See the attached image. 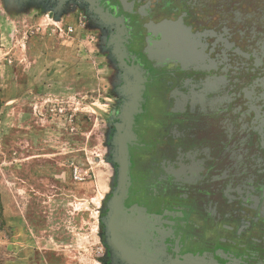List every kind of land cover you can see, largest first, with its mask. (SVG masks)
<instances>
[{
    "label": "flooded vegetation",
    "instance_id": "af4514ba",
    "mask_svg": "<svg viewBox=\"0 0 264 264\" xmlns=\"http://www.w3.org/2000/svg\"><path fill=\"white\" fill-rule=\"evenodd\" d=\"M72 11L110 70L98 264H264V0H6Z\"/></svg>",
    "mask_w": 264,
    "mask_h": 264
},
{
    "label": "rangeland",
    "instance_id": "374dc122",
    "mask_svg": "<svg viewBox=\"0 0 264 264\" xmlns=\"http://www.w3.org/2000/svg\"><path fill=\"white\" fill-rule=\"evenodd\" d=\"M0 47V264H98L99 213L112 180L105 57L80 15L4 0ZM9 78L21 82L18 100ZM13 106L23 111L18 136L6 110Z\"/></svg>",
    "mask_w": 264,
    "mask_h": 264
},
{
    "label": "crops",
    "instance_id": "0c3cea01",
    "mask_svg": "<svg viewBox=\"0 0 264 264\" xmlns=\"http://www.w3.org/2000/svg\"><path fill=\"white\" fill-rule=\"evenodd\" d=\"M14 47L15 46H13V48H11L12 50H14ZM12 50H11V52H12ZM4 50L3 49H1V47H0V52H3ZM8 62H10V63H12V59L10 58L9 60H8ZM6 84L9 86V88H10V93H11V100L13 99H16L17 98V100L19 99L18 98V96L16 97L15 95H16V92L15 91H17V87H19L20 86V84H21V82H20V80L18 79V78H9V79H7V82H6ZM13 89H14V91H13ZM5 93V90H0V94H4ZM12 103V102H11ZM7 111H9V113L11 114V116L13 117L12 119L13 120H11V125L13 124V130L16 132V134H17V136L19 135V132H20V129H25V127L23 128L22 126L23 125H25V123L23 122V124H20L19 123V121L17 120V118H16V116H18L17 114H19V113H22L23 111L19 108V107H16V106H13L12 108H10V109H6ZM5 110V111H6ZM13 122V123H12ZM17 125H19V126H17ZM18 127H20V129H18ZM16 129V130H15ZM12 137V136H11ZM13 138V137H12ZM14 139V138H13ZM0 195L2 196V200H3V198H4V196H7V193L5 192V191H3V190H0ZM6 200V202L8 201V198H5L4 199V201Z\"/></svg>",
    "mask_w": 264,
    "mask_h": 264
},
{
    "label": "built area",
    "instance_id": "2783aa9c",
    "mask_svg": "<svg viewBox=\"0 0 264 264\" xmlns=\"http://www.w3.org/2000/svg\"><path fill=\"white\" fill-rule=\"evenodd\" d=\"M67 31H68V32H72V29H71V28H68Z\"/></svg>",
    "mask_w": 264,
    "mask_h": 264
},
{
    "label": "water",
    "instance_id": "95a60500",
    "mask_svg": "<svg viewBox=\"0 0 264 264\" xmlns=\"http://www.w3.org/2000/svg\"><path fill=\"white\" fill-rule=\"evenodd\" d=\"M5 2H7L6 0H4Z\"/></svg>",
    "mask_w": 264,
    "mask_h": 264
}]
</instances>
